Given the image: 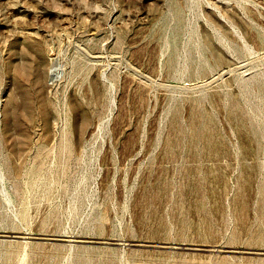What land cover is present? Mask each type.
Listing matches in <instances>:
<instances>
[{"label": "rangeland", "instance_id": "1", "mask_svg": "<svg viewBox=\"0 0 264 264\" xmlns=\"http://www.w3.org/2000/svg\"><path fill=\"white\" fill-rule=\"evenodd\" d=\"M0 264H264V0H0Z\"/></svg>", "mask_w": 264, "mask_h": 264}, {"label": "water", "instance_id": "2", "mask_svg": "<svg viewBox=\"0 0 264 264\" xmlns=\"http://www.w3.org/2000/svg\"><path fill=\"white\" fill-rule=\"evenodd\" d=\"M6 236H10L11 238H26L27 237L25 235H24L25 237H23L21 235H13V234L12 235L7 234ZM35 237H38V236H35ZM62 239H67V241H78V242H82V240H77V239H73V238H62ZM97 241H100V240H97ZM103 242H105V241H103ZM109 242L110 241H106V243H109ZM97 243H99V242H97ZM110 243H116V242H110ZM134 244H136V243H134ZM161 247H166V246L165 245H161Z\"/></svg>", "mask_w": 264, "mask_h": 264}, {"label": "bare ground", "instance_id": "3", "mask_svg": "<svg viewBox=\"0 0 264 264\" xmlns=\"http://www.w3.org/2000/svg\"><path fill=\"white\" fill-rule=\"evenodd\" d=\"M55 72H57V71H55Z\"/></svg>", "mask_w": 264, "mask_h": 264}]
</instances>
